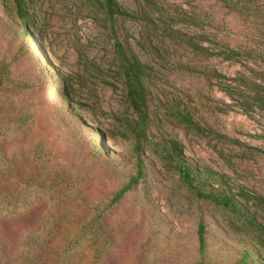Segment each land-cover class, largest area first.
Returning <instances> with one entry per match:
<instances>
[{"label": "rangeland", "instance_id": "rangeland-1", "mask_svg": "<svg viewBox=\"0 0 264 264\" xmlns=\"http://www.w3.org/2000/svg\"><path fill=\"white\" fill-rule=\"evenodd\" d=\"M116 1L132 18L112 25L84 0H25L33 41L13 0H0V62L10 65L0 95V200L16 204L0 213V264H264L230 213L199 199L149 146L142 179L110 204L136 173L120 128L132 113L118 42L151 69V140H178L193 168L264 198V113L245 114L218 86L240 76L264 83V0ZM187 37L209 54L197 55ZM228 50L241 56L226 60ZM257 219L264 225L263 213Z\"/></svg>", "mask_w": 264, "mask_h": 264}, {"label": "trees", "instance_id": "trees-1", "mask_svg": "<svg viewBox=\"0 0 264 264\" xmlns=\"http://www.w3.org/2000/svg\"><path fill=\"white\" fill-rule=\"evenodd\" d=\"M84 1L104 16L105 24L111 23L114 25L121 18H132L123 11L116 0ZM146 2H149V0H146ZM13 3L16 16L21 22L25 35L30 36L31 40L35 41L37 37L31 32L32 25L25 9V0H13ZM187 42L197 55L209 54V50L196 43L194 38L187 37ZM221 56L226 60H237L241 54L234 50H228L222 53ZM115 60L117 75L122 80L125 89V103L127 109L132 113V118H126L120 122V128L123 130L122 135L124 138L132 143L133 154L136 159V173L125 186L117 191L110 204L119 203L142 179L144 175V153L146 147L149 146L151 152L158 157L164 167L176 172L182 182L192 189L199 199L228 211L230 217L240 224L238 232L250 237L264 254V225L257 219L259 213L264 214V198L249 192L244 187L233 188L226 181L227 177L225 175L210 170L202 173L199 169L193 168L185 159L184 147L178 140L152 141L149 134L148 90L145 84L151 69L148 65L142 63L131 49L122 42L116 44ZM9 70V64L0 62V95L5 93L6 87H8L4 80L6 76H9ZM63 82L65 99L66 102L70 103L71 99L67 96L70 90L69 81L64 79ZM218 84L220 90L245 114H250L254 110L264 113V83L240 76L227 79L226 82ZM95 105L96 107L99 106L97 103ZM178 118L182 124L190 129L203 131V128L193 121L190 114L179 112ZM216 136L220 139H227L225 136ZM203 177L207 179L204 180ZM15 205L0 200V213L11 212L14 210ZM198 242L200 255H204L206 228L203 222L198 226ZM247 253L245 251L244 259L247 258ZM200 264L205 263L202 261Z\"/></svg>", "mask_w": 264, "mask_h": 264}]
</instances>
